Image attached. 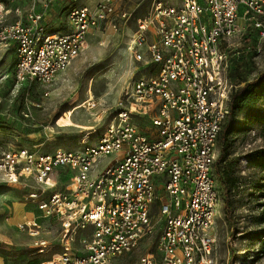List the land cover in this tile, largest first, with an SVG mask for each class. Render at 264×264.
Instances as JSON below:
<instances>
[{
	"label": "built area",
	"instance_id": "obj_1",
	"mask_svg": "<svg viewBox=\"0 0 264 264\" xmlns=\"http://www.w3.org/2000/svg\"><path fill=\"white\" fill-rule=\"evenodd\" d=\"M20 1L0 0V53L15 51L19 86L54 83L81 53L89 33L117 13L118 2L78 6L71 0L68 28L54 31L46 25V10L35 8L36 0L27 11ZM39 2L47 9L52 0ZM11 14L16 20L5 22ZM119 16L129 20L132 13ZM241 20L264 36V0H181L179 5L155 0L137 19L128 47L135 61L154 69L132 82L97 143L51 153L25 147L0 153L4 182L32 188L28 198L38 204L39 218L60 225L61 247L54 251L40 225L25 220L21 230L36 238L33 255L52 252L51 258L1 264H118L152 236L158 204V253L130 264H217L212 228L220 190L213 165L236 87L225 43L242 32ZM147 109L153 111L148 113L152 127L143 131L136 119Z\"/></svg>",
	"mask_w": 264,
	"mask_h": 264
},
{
	"label": "rangeland",
	"instance_id": "obj_2",
	"mask_svg": "<svg viewBox=\"0 0 264 264\" xmlns=\"http://www.w3.org/2000/svg\"><path fill=\"white\" fill-rule=\"evenodd\" d=\"M99 1L78 0L76 5L95 6ZM154 1L118 0L117 13L89 33L81 53L50 85H17L15 51L1 52L0 153L17 147L51 153L77 150L86 143H97L114 118L117 102L126 97L132 82L139 76L150 75L154 69L135 61L128 48L137 29V19L149 12ZM160 1L175 5L181 3V0ZM36 2L37 10H46V24L51 26V30L68 28L67 7L71 0H52L47 9L39 0ZM20 5L27 11L33 0H22ZM240 9V14H243L245 7L242 5ZM121 11H129L132 17L129 20L121 18ZM15 20L11 14L5 22ZM241 21L244 26L242 32L225 43L229 49V61L235 66L232 79L229 76L234 85L240 82L237 73L242 71L243 64L248 80L256 79L264 72V36H260L251 23ZM149 112L147 109L137 115L138 120L135 118L143 131L152 127ZM263 127L264 97L254 107L242 111L235 120L229 157L239 159L237 171L246 185L232 193L231 215L225 209L224 194L220 189V202L212 228L217 264H264V244L261 242L264 226L256 222L264 198L254 196L259 192L254 191L253 186L261 183L263 176L250 163V154L264 146L261 137ZM219 155L220 145L217 143L216 159ZM113 158L102 159L99 167ZM213 176L218 182L215 167ZM29 180L35 190L36 184ZM31 191L32 188L4 182L0 175V264L2 261L36 263L51 258L52 252L42 257L33 255L36 238L21 230L25 220L34 219L40 225L41 236L54 245V251L61 249L59 223L53 218H39L38 204L28 198ZM158 205L152 211L156 223L152 236L132 253L120 257L118 264H130L143 254L153 256L158 253L157 242L162 227ZM23 217L27 218L22 220Z\"/></svg>",
	"mask_w": 264,
	"mask_h": 264
},
{
	"label": "trees",
	"instance_id": "obj_3",
	"mask_svg": "<svg viewBox=\"0 0 264 264\" xmlns=\"http://www.w3.org/2000/svg\"><path fill=\"white\" fill-rule=\"evenodd\" d=\"M68 8V7H67ZM54 21V20H53ZM49 26L48 24H46ZM51 28V26H49ZM233 62L229 67V76L232 79V75L235 73L233 70ZM240 82L236 84V87L232 90L229 101V114L223 124L220 132L218 143L220 145V155L216 159L214 167L217 169L218 175V187L224 194L225 209L228 211V215L232 214V193L239 189L241 186H245L246 182L240 176L237 171V157L230 156L231 136L234 133V124L238 115L247 108H252L257 105L264 97V72H262L256 79L248 80L246 78L245 64H243L242 71L237 73ZM261 137L264 142V127L261 131ZM250 163L253 164L255 170L262 174L263 179L258 185H253L254 196H263L264 198V146L253 151L250 154ZM256 222L264 226V202L261 203L260 213L256 218ZM264 235V230L261 233ZM264 244V239L261 241ZM246 257V256H245Z\"/></svg>",
	"mask_w": 264,
	"mask_h": 264
},
{
	"label": "crops",
	"instance_id": "obj_4",
	"mask_svg": "<svg viewBox=\"0 0 264 264\" xmlns=\"http://www.w3.org/2000/svg\"><path fill=\"white\" fill-rule=\"evenodd\" d=\"M25 218H27V217H23L22 220L25 219Z\"/></svg>",
	"mask_w": 264,
	"mask_h": 264
}]
</instances>
